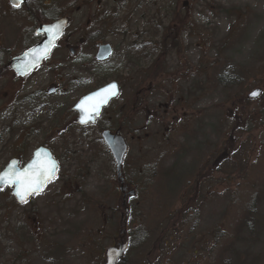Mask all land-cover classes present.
<instances>
[{
    "label": "flooded vegetation",
    "instance_id": "obj_1",
    "mask_svg": "<svg viewBox=\"0 0 264 264\" xmlns=\"http://www.w3.org/2000/svg\"><path fill=\"white\" fill-rule=\"evenodd\" d=\"M156 1L0 0V117L11 116L15 117V120L18 116L21 117L19 124L17 122H13L11 126L8 124L7 126L10 127L7 131L0 129V135H3L10 134V129L13 127L17 128V131L11 132V137L3 135L7 143L0 137V156L8 155V158L0 165V174L9 164H13L18 170L29 167L34 160V155L39 153L47 152L57 165L56 178L48 182L39 194H33L24 203H18L13 188L8 186L0 188V202L4 200V202L12 203L9 207H5V214L10 215L13 207H28L21 212L22 218L27 221L28 217L37 213L33 203L57 180L61 182L63 189H68L69 197H76L78 194L83 202L91 204V196H87L82 188L85 189L84 183L90 176L94 161L107 158L115 167L102 137L104 133H107L123 140L126 153L119 176L116 167L114 169L115 182L111 191H113V201L117 205L116 208H108L106 216L112 219L116 213H119L120 219H124V211L128 209L127 227L131 218L133 216L136 218L137 212H134V207L137 208L139 204L137 202L146 198V187L154 183L160 172L157 170L159 163L151 164L150 161L147 174L141 181V174L135 165L136 158H129L127 161V155L131 149L129 143L136 140H150V144L155 148L158 141L169 152L176 149L175 146L182 144L191 131V120L188 119L189 105L205 101L202 98L195 100L193 92H196L197 96L201 95L202 91L206 92L207 89L209 92H220L219 85L224 92L226 91L224 99L215 101L211 109L195 110L191 114L192 130L197 128L198 132H209L208 129L213 133L218 132L221 123L215 119V114H220L222 111L225 114L228 113L230 125L226 130L224 129L217 145L211 149L209 157L203 159L202 170L206 172V174L203 173L205 176H209L211 173L230 167V163L226 162V160L230 161L228 147L232 146L236 138L237 127L243 126L249 135L252 118L258 115L257 112H251L248 109L252 103L257 102V99H249L248 95L253 90H259V97H262L264 86L251 88L249 91H247L248 87L237 91V79L240 80V78L236 77L234 71L219 77L221 83L217 87L212 83L205 85L200 83L196 87L182 89L172 87L170 84L156 83V79L161 75L160 70H163L162 67H158L159 60L168 58V53L172 50L179 55L177 51L180 49V38L185 30H190L189 35L195 37L196 29L189 22L194 9L197 8L195 4L202 5L204 0H174L176 3L173 9L161 10V13L169 16L170 19L166 27L161 30L159 47L156 46V49L158 47L157 59L146 67L145 73L132 79L128 88L125 83L124 67L122 65L113 67L110 62L116 50L118 58L123 55L121 47L115 50L114 44L128 42L133 38L131 34L138 38L136 43L141 45L135 46L137 53L135 59H132L133 68H137L148 59L149 53L143 50L142 46L153 48L155 44L140 41L141 33L138 30L132 31L134 26L129 15L133 16L136 11H131L127 7H153ZM18 2L19 7H14ZM201 7H210V5L204 3ZM170 12L172 13L169 14ZM125 13L126 17L123 19L122 16ZM157 19L156 14L152 19L155 33L157 25H161L157 23ZM62 21L66 24L62 27L61 35L53 44L48 56L42 60L29 56L26 63L27 52L38 47L45 39L44 34L40 33L41 28H53L55 24H60ZM159 28L161 29V26ZM199 32L200 36L204 35L203 28L198 27L197 33ZM174 41H177V45H173ZM105 47L109 49L110 56L100 61L98 60L100 49ZM153 49L156 51L155 48ZM180 65L186 68L184 63ZM157 69L160 70L157 71ZM191 70L193 72L196 70V73L205 71L203 56ZM145 82L147 84H144ZM206 82L208 80H204V83ZM112 83L116 85V96L99 108L97 115L94 114L97 110L95 107L98 105L96 103L102 102L101 99L85 105L80 104L87 96ZM126 88L128 97L125 93ZM160 97L166 100L162 103L157 102L159 99L162 101ZM93 108H95L94 111ZM209 115L212 116L213 121L207 125L206 119ZM199 117L202 118L198 120ZM142 120L147 124L146 126H149V135L145 133L148 131L147 127H139ZM1 122L2 119H0ZM135 144L138 143L135 142ZM2 146L8 150L1 149ZM4 150L8 154L1 152ZM231 154L234 153L231 152ZM88 155L92 157L88 158ZM185 156L184 159L187 160ZM62 160L65 165H62ZM101 171L97 173L100 177H102ZM170 171L172 175L174 170ZM197 177L202 178V174L198 173ZM186 185H189L187 180ZM78 186L81 188H77ZM58 190L59 188L52 193L53 198L60 196L61 191ZM199 192H193L188 198L183 194L180 197V203L185 201L184 206L170 212L159 213L155 218L160 221L159 229H164L162 231L164 234L172 235L164 237L166 239L164 247L173 249L180 247V250H188V247L184 249L185 244L189 246L188 241L197 246H204L203 233L194 232L196 236L191 240L188 231L190 221L197 220L192 225L194 231L202 215L204 200L198 202ZM120 203H123L122 207L119 206ZM132 203H135V206H131ZM117 226L114 242L118 237L119 223ZM38 236L41 237L37 233ZM177 237L183 238L178 240ZM40 246H42V239L37 238V247ZM22 255L20 258L24 263L26 256L22 257ZM159 258L160 255L156 261ZM165 262L169 263L170 260Z\"/></svg>",
    "mask_w": 264,
    "mask_h": 264
},
{
    "label": "rangeland",
    "instance_id": "obj_2",
    "mask_svg": "<svg viewBox=\"0 0 264 264\" xmlns=\"http://www.w3.org/2000/svg\"><path fill=\"white\" fill-rule=\"evenodd\" d=\"M175 3L174 0H157L153 7H127L136 11L129 17L134 26L132 31L138 30L141 33L140 41L154 43L155 49L157 45L159 47L161 30L170 19L161 13V10H171ZM204 3H208L210 7H201ZM202 5L195 4L197 8L194 9L189 22L196 29L195 37L189 35L190 30H185L180 38V49L177 51L179 55L172 50L168 53V58L159 60L158 67L163 70L157 69L161 75L156 79V83L170 84L182 89L196 87L200 83H212L217 87L221 83L219 77L234 71L240 78L237 79V91L247 87L249 91L251 88L264 86V0H204ZM126 13L122 16L123 19ZM156 14L161 29L157 25L155 33L152 19ZM198 27L203 28L204 35L197 33ZM131 37L133 38L126 43L114 44L115 50L121 47L123 55L118 58L116 50L110 61L113 67H124L127 88L132 79L147 71L146 67H149L158 55V47L155 51L152 46H142L143 50L149 53V57L137 68H133L132 59H135L137 53L135 46L141 45L136 43L138 38L132 34ZM202 56L205 71L196 73L194 70V73L191 69ZM181 63H184L186 68L181 66ZM204 80L208 82L204 83ZM219 87L220 92H209L207 89L199 96L193 92L192 97L195 100L202 98L205 101L189 105L188 119L191 120V131L182 144L175 146L176 149L169 152L158 141L155 148L150 144V140H136L138 144L129 143L131 149L127 161L129 158H136L135 165L141 174V181L147 174L150 161L151 164L159 163L157 170L160 172L154 183L146 187V198L137 202V208L134 207L137 219L131 216L127 225L128 232L123 241L128 242V246L120 262L125 260L124 264H169L165 260H173L177 264H264V94L248 108L251 112L258 113L252 118L250 134H247L243 126L237 127L236 138L232 146L228 147L230 161L226 162L230 163V167L205 176L202 161L209 157L211 149L217 145L230 121L228 113L222 111L215 114V119L221 123L218 132L213 133L208 128L209 132H198L197 128L192 130L191 114L197 109H211L215 101H222L226 91L224 92L220 85ZM127 88L125 93L128 97ZM160 98L162 101L155 100L160 103L166 100L164 97ZM200 118L202 117L198 120ZM0 119V129L7 131L13 122L19 124L21 117L18 116L15 120V117L1 116ZM211 121L213 118L209 115L206 124L209 125ZM8 124L10 126H7ZM146 125L142 120L139 127L148 128ZM14 131H17L16 127L10 129V134L3 135L11 137V132ZM145 133L149 135L150 129ZM3 135L0 137L4 142L6 139ZM3 148L7 149L5 146L1 147ZM1 152L8 154L6 150ZM91 157L92 155H88V158ZM7 158L8 155L0 156V165ZM98 160L92 165L90 176L84 183L85 189L82 188L87 196L92 197L91 204L83 202L78 194L76 197H69L68 189H63L58 180L36 199L33 206L37 208V213L28 217L27 221L22 218L21 212L28 207H13L11 214L7 215L4 209L12 203L4 200L0 202V264L105 262V251L114 242L120 214L116 213L112 219L106 216L107 209L116 208L117 205L113 201L111 191L115 182V167L107 158ZM62 165H65L63 160ZM170 170H174L172 175ZM99 171L102 177L97 175ZM198 173L202 174V178L197 177ZM186 180L189 185H186ZM58 188L61 191L60 196L53 198L52 193ZM195 191H200L197 200H204V204L199 224L194 231L192 225L197 220L190 221L189 238L192 240L196 236L194 232L203 233L204 246L193 244L191 247V241H188L189 246H184V249L188 247V250L164 247V237L172 235L163 236L164 229H159L160 221L155 218L159 213L184 206L185 201L180 203V197L185 194L188 198ZM132 205L135 206V203ZM137 230L142 235L133 238L132 233ZM37 233L41 237H37ZM148 234L150 236L146 237ZM37 238L42 239L40 247H37ZM137 239L140 241L137 242ZM22 253L26 256L24 263L20 258ZM159 253L161 257L156 261ZM169 254L171 256L167 258Z\"/></svg>",
    "mask_w": 264,
    "mask_h": 264
},
{
    "label": "water",
    "instance_id": "obj_3",
    "mask_svg": "<svg viewBox=\"0 0 264 264\" xmlns=\"http://www.w3.org/2000/svg\"><path fill=\"white\" fill-rule=\"evenodd\" d=\"M65 24L66 23H64V21H62V22H60V24L59 23L55 24L53 28H47V27L41 28L40 33L44 34L45 39L43 40V42L38 47L27 52L26 63H27V58L29 56L33 57V58H37L38 60H42V59L46 58L48 56V54L50 53V51L52 50L53 44L56 42V40L61 35L62 27L65 26ZM109 56H110L109 49L106 47L101 48L100 53L98 55V60L104 61ZM25 71H27V69H25ZM112 85H115V84L114 83L109 84L108 86H105L101 90L87 96L86 98H84L80 102V104L85 105L87 103H91V102L93 103L97 99H101L102 102L96 103L98 105L95 107V108H97V110L95 111L94 114L97 115L99 108H101L102 106H105L109 100H111L112 98H114L116 96V92H117L116 91V85H115V88H110V86H112ZM105 89H108V91L105 92L104 91ZM254 92L258 93V95L253 96L252 93H254ZM252 93L248 96L249 99L257 98L260 94V91L254 90ZM89 98H91V99H89ZM102 137H103V140H104L106 147L109 150V153H110L112 160H113L115 167H116V172L119 176L122 161H123L124 155L126 153V145L124 144L123 140L120 139L119 137L110 136L107 133H104ZM52 165H55V170L52 173L51 178H48L46 174H41L44 171V169L50 168ZM56 169H57L56 163L53 162V160L51 159V157L49 156V154L47 152L35 154L34 160L31 162V165L27 168H24L23 170H18L17 168H15V166L13 164H9L8 167L0 175H3L5 173H10L11 174L10 179L8 182H0V188H2L4 186H8L9 188H13L14 189L13 193H14L18 203H24L16 195L18 185L15 183H12L11 181L17 179L18 177H22L25 174H27L29 177H31L33 179H36L38 177L39 182L41 184V190L38 193H34V194H39L48 182H50L56 178V176H57ZM32 195L33 194L28 195L26 197V201ZM119 206L122 207L123 203H120ZM124 212H125L124 219H120V222H119L118 237H117L116 241L114 242V245L105 251V262L103 264H118V262L122 259L124 251L127 248V245L125 244V242H123V239H124L123 237L126 235V219H127L128 209H125Z\"/></svg>",
    "mask_w": 264,
    "mask_h": 264
},
{
    "label": "snow or ice",
    "instance_id": "obj_4",
    "mask_svg": "<svg viewBox=\"0 0 264 264\" xmlns=\"http://www.w3.org/2000/svg\"><path fill=\"white\" fill-rule=\"evenodd\" d=\"M14 7H19V2L16 5H14ZM110 88H115V85L110 86ZM104 91L107 92L108 89H105ZM252 95L256 96L258 95V93L254 92L252 93ZM94 110L95 108H93V111ZM54 170H55V165H52L50 168L44 169V171L41 174H46L48 178H51V175L54 172ZM10 176H11L10 173H5L3 175H0V182H8ZM11 182L18 185L16 195L19 197V199L22 202H26V197L28 195L38 193L41 190V184L39 182V178L37 177L36 179H33L29 177L27 174H25L22 177H18L17 179Z\"/></svg>",
    "mask_w": 264,
    "mask_h": 264
},
{
    "label": "trees",
    "instance_id": "obj_5",
    "mask_svg": "<svg viewBox=\"0 0 264 264\" xmlns=\"http://www.w3.org/2000/svg\"><path fill=\"white\" fill-rule=\"evenodd\" d=\"M174 43L175 44H173V45H177V41H174ZM236 77L238 78L239 76H238V74H236ZM238 84V83H237ZM127 230H128V227H127ZM138 235H142L138 230L135 232V233H132V236H133V238L136 236H138ZM148 236H150L149 234L148 235H146V237H148ZM163 236H164V233H163ZM135 237V238H136ZM176 238V237H175ZM177 239L179 240L180 239V237H177ZM140 241V239H137V242H139ZM204 244H205V240H204V242H203ZM197 246V245H196ZM160 247V246H159ZM158 247V249H161V248H159ZM191 247H193V244L191 245ZM196 250V249H195ZM160 254V257H161V253H159ZM171 255L169 254L168 256H167V258H169ZM125 261V260H124ZM124 261H121L119 264H124ZM169 264H177L175 261H173V260H170V262H169ZM179 264H182V263H179Z\"/></svg>",
    "mask_w": 264,
    "mask_h": 264
}]
</instances>
